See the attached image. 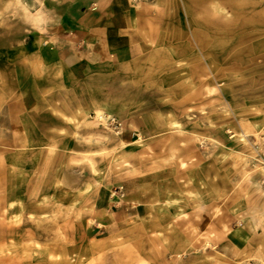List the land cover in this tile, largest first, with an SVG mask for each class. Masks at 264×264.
Masks as SVG:
<instances>
[{
  "label": "rangeland",
  "instance_id": "rangeland-1",
  "mask_svg": "<svg viewBox=\"0 0 264 264\" xmlns=\"http://www.w3.org/2000/svg\"><path fill=\"white\" fill-rule=\"evenodd\" d=\"M40 2L0 0L3 218L33 214L44 233L35 235L38 257L49 225L60 264H264V0L256 1L259 38L252 46L251 28L242 34L261 58L235 71L215 63L216 77L192 54L217 51V41L231 47L235 37L193 20L223 25L231 10L215 13L214 0H145L159 25L142 56L98 89L101 101L30 49ZM117 102L128 125L152 137L128 141L127 124L105 121L100 114ZM104 189L115 202L107 210L96 207Z\"/></svg>",
  "mask_w": 264,
  "mask_h": 264
},
{
  "label": "crops",
  "instance_id": "crops-1",
  "mask_svg": "<svg viewBox=\"0 0 264 264\" xmlns=\"http://www.w3.org/2000/svg\"><path fill=\"white\" fill-rule=\"evenodd\" d=\"M146 5L145 0H41L37 11L41 24L32 31L30 49L39 50L49 70H62L71 84L91 86L94 99L101 101L98 95L103 89H98L113 83L114 71L141 57L143 45L151 43L153 27L160 20L150 17ZM107 110L113 119L127 124L126 140L152 137L149 129L128 125L123 103H113ZM108 192L97 195L96 207L101 210L115 204Z\"/></svg>",
  "mask_w": 264,
  "mask_h": 264
},
{
  "label": "bare ground",
  "instance_id": "bare-ground-1",
  "mask_svg": "<svg viewBox=\"0 0 264 264\" xmlns=\"http://www.w3.org/2000/svg\"><path fill=\"white\" fill-rule=\"evenodd\" d=\"M211 4L213 7V11L218 14H225L226 8L228 7L231 10V13L234 16V20H231L223 25L214 23L210 24L209 22L200 21L196 24V21L193 20V23L197 26L210 27L213 26L215 28L216 35L219 37H228L234 36L235 42L230 46L227 43L217 41L215 44V48L217 51H211L210 49L205 50V47L201 49H197V51L192 54L193 62H195L199 66H206L209 67V71L211 67H215V63L219 64L220 66L227 67L231 70H238L242 69L243 67L254 66L257 64V59L261 58L259 54L254 53L250 46H242L244 36L242 35L244 31L251 28L253 35L249 38V42L253 46L255 41L259 38L258 35L254 34L255 32H259V30L263 27L259 21V17L261 16L262 12L258 10L256 7L257 0H214ZM41 14L37 12L32 21L36 25L41 24ZM238 25V29L230 30L232 27ZM214 30V29H213ZM219 33V34H218ZM242 46V47H241ZM240 47V48H239ZM171 53L173 50L170 49ZM244 54H248V60H242ZM182 60L177 64H183ZM247 64V65H246ZM185 67L184 65H182ZM34 71L38 73V65L33 64ZM225 68V69H227ZM214 74L211 70V74L213 77L217 76V72L215 69ZM194 73L191 72L188 77H185V82H189L193 79ZM227 76V75H225ZM224 76V77H225ZM212 92V91H211ZM112 102V101H111ZM105 121H113V118L105 113L100 114ZM67 119V118H66ZM70 121L69 119H67ZM172 129L174 130L175 134L182 135L183 131L181 128L176 124H171ZM115 167L119 165H124L120 158H114L113 160ZM91 171L93 175H97V167L91 163ZM259 174L264 175V170H259ZM247 178V177H246ZM89 187H86L85 191H87ZM138 206L133 205V208L136 209ZM37 225L34 219L33 214H30L28 221L21 222L20 219H8L3 218L0 214V264H60L59 262H55L57 256L54 254V249L52 248L50 234L48 232L49 225H45L44 232L45 234V242L47 246L43 251V256L38 257L39 253V243L35 240V235L42 234L41 231L36 229ZM39 232V233H38ZM27 238L32 242L29 246H24L22 243ZM106 239L97 240L96 242H104Z\"/></svg>",
  "mask_w": 264,
  "mask_h": 264
}]
</instances>
